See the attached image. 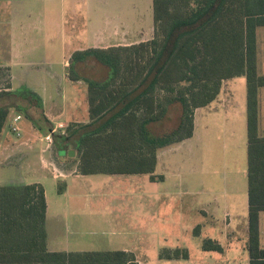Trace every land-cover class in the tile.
Returning a JSON list of instances; mask_svg holds the SVG:
<instances>
[{
    "label": "trees",
    "instance_id": "1",
    "mask_svg": "<svg viewBox=\"0 0 264 264\" xmlns=\"http://www.w3.org/2000/svg\"><path fill=\"white\" fill-rule=\"evenodd\" d=\"M154 37L147 42L71 55L69 78L87 86L88 123H72L65 144L78 153L82 175H152L157 148L191 136L193 113L219 93L223 80L243 75L247 115L248 264H264L259 243V213L264 212V137L257 132V92L264 76L256 73L255 30L264 26V0H152ZM95 60L106 78L79 77L76 63ZM71 72V73H70ZM73 73V74H72ZM161 93L157 98L156 94ZM0 136L11 109L42 136L53 129L40 96L27 88L0 90ZM178 102L183 119L174 138L153 136L148 125L166 113L162 103ZM43 187L0 186V264H138L125 250L50 252L46 248ZM197 231L195 230V234ZM204 251H219L210 239ZM160 258H186L185 251L163 250Z\"/></svg>",
    "mask_w": 264,
    "mask_h": 264
},
{
    "label": "rangeland",
    "instance_id": "2",
    "mask_svg": "<svg viewBox=\"0 0 264 264\" xmlns=\"http://www.w3.org/2000/svg\"><path fill=\"white\" fill-rule=\"evenodd\" d=\"M151 2L152 0H65L63 2L27 0L26 4L21 2L22 10L20 12L28 17L40 19L37 21L41 29L34 34L35 39L40 37L39 33L42 31V27H45L42 17L49 16L54 19L56 23L47 41H49L48 45L53 47H51L53 58L59 61L60 39L62 40V35L70 31L69 28L74 27L77 35L85 34V32L87 34V31L89 32L93 26H97V23L105 22L103 20L106 18L119 24L125 18L130 26L135 27L137 22L143 24V22L151 21ZM1 3L7 7L6 2ZM13 11L16 13L18 10L14 9ZM60 17H65V21L58 20ZM67 27L68 29H66ZM27 36L32 38L30 35ZM70 70L79 77L92 78L97 81L104 80L108 71L105 66L95 60L73 64L70 66ZM7 81V71L0 70V90H6L3 87L7 86ZM82 82L86 85L84 81ZM37 90L41 93L43 91L46 96L61 97V94L65 93L66 96L69 94L67 89H63V92L62 89L52 88ZM77 90L83 89L77 88ZM84 96L85 94L79 98L80 101L84 100ZM237 96L238 101L240 98L239 88ZM156 97L162 99V94L157 92ZM11 102L9 97L0 100L2 105ZM162 104L167 109L164 118L158 123L148 125L149 132L156 137L170 136V138H174L183 119L182 106L174 100ZM17 114L21 116L22 123L28 122L21 113L13 109L9 111L3 132L8 135L7 144L10 148L5 150L3 149L5 147L0 146V157L7 154L0 162V171L5 170L0 181L6 182L9 179L7 182L16 181L15 185H23L21 183L32 180L37 171L48 174V169H50L53 173L59 174L53 169L54 165L49 162L54 156L51 146L46 152L40 151L39 144H37L39 141H34L32 147H18L16 142L21 135L15 136L9 127L10 122ZM66 127L68 128V126ZM224 130L223 128L222 132ZM62 136L64 137V135ZM51 137L48 141L51 140ZM216 137L220 142L225 143L226 139H223L222 134L219 133ZM210 140L212 138L207 137V141ZM226 143L229 144L230 141L228 140ZM213 147L217 153L223 149V145L218 143ZM181 153L171 157L175 159L179 155L175 165L169 164L166 169L158 168L157 173L164 175V180L161 182H150L146 175H94L84 178V183L79 177L64 180L67 191L78 194V197L71 200V204H79L80 210L77 213L81 218L80 222L76 223V232L71 234L75 238L71 242L73 245L67 246L65 242L64 245L58 247L59 250H129L142 264H158L156 255L161 248L177 247L185 248L189 259L174 262L175 264H228L225 262V258L237 259V264H246V195H238L236 204L233 199H230L231 195L226 198L231 207L229 211L232 212H229V227L232 228L229 246L222 253L202 251L200 247L203 238L213 237L215 234L221 241V235L225 229L222 208L218 211V207L214 205L217 202L221 204L220 198L217 197L221 196L222 179L224 178L222 173L225 170L221 164L213 162L211 159L208 160L203 150L199 154V161L196 162L193 161L192 155H188L187 151H181ZM39 154H42V157H39ZM41 167L44 170H40ZM49 180L45 182V186L50 196L54 191L55 183L52 181V185ZM153 193H162V196L158 200H152L151 204L147 205L148 208L145 209L143 197L145 198V194ZM97 194L100 197L96 196ZM233 198L235 199V197ZM241 198L242 200H240ZM85 203H88L89 206L86 207ZM94 203H97V207H99L97 211H93L94 209L91 208ZM259 218L263 235L264 212L260 214ZM197 225L202 228L199 237L192 233L193 228ZM222 242L223 245L226 244L225 241ZM262 245L264 246V239H262Z\"/></svg>",
    "mask_w": 264,
    "mask_h": 264
},
{
    "label": "crops",
    "instance_id": "3",
    "mask_svg": "<svg viewBox=\"0 0 264 264\" xmlns=\"http://www.w3.org/2000/svg\"><path fill=\"white\" fill-rule=\"evenodd\" d=\"M3 1L6 2L7 7L1 3ZM26 1L27 0H0V70L4 69L8 73L7 86L3 88L36 89L34 92L40 96L43 105V113L52 124L53 129L48 135L42 136L36 129L33 128L29 121L27 123H22L21 118L19 121L21 136L17 140L16 144L18 147H32V143L34 144V141H39L37 144H39L41 152H46L51 146L53 148L54 156L52 161L49 162L54 165L53 169H55L59 174L53 173L50 169H48V174L37 171L32 180L23 181L21 184L28 185L37 183L43 187L46 202L44 226L46 231L47 250L50 252H76L71 250L63 251L58 248L64 245L65 242L67 243V246L73 245L71 242L75 238L71 234L76 232V223L80 222L79 219L81 218L77 213V211L80 210L79 204H71V200L78 197V194L76 192H68L64 180L72 177H79L84 183V178L86 177L94 175L105 176L108 174H80L77 169L79 160L77 151L71 146L68 147L69 145L63 142L66 137V126L72 123L85 124L89 122L87 86L84 85L81 80H71L69 78L68 71L69 64H71V55L76 51H83L91 48L107 49L110 47L130 46L150 41L154 37L153 15L151 21H146L145 23L143 22V24H138L137 22V24L135 23V27L130 26L128 20L125 18L121 20L120 24L113 20V22H111L110 18H106L103 20L105 22L97 23V26H93L89 32L87 31V34L85 32V34L77 35L74 27V29L69 28L70 31L65 35L63 34L62 40L60 39V58L58 61L53 58L51 53L53 47L52 45H48L49 41H47L56 22L49 16H43L42 18L45 21V27H42V31L39 33L40 40H38L39 38L35 39L34 34L37 33V30L40 31L41 29L39 26L40 24L38 23L40 19L28 17L20 12L22 10L21 2L26 4ZM56 1L63 2L65 0ZM10 8L12 9L11 11ZM14 9H17L18 11L15 13V11H13ZM58 20L61 22L65 21V17H60ZM66 29H68V27ZM27 35H30L32 38ZM255 46L256 73L258 76H264V26L257 27L255 30ZM237 87L239 88L240 97L238 101ZM49 88L62 89V92L63 89H67L69 94L67 96L65 93L64 95L61 94V97L53 95L46 96V93L43 91L41 93L37 90ZM77 88H82L83 90L78 91ZM83 94H85L84 100L80 101L79 98L82 97ZM257 120L258 135L260 137H264V86L259 87L257 92ZM62 128H64V130H62ZM223 128L225 129L224 132H222ZM219 133L222 134L223 139H226L225 143L220 142V140L216 137ZM62 135H64V137ZM56 136L61 137L58 138ZM209 136L212 140L208 142L207 137ZM50 137L51 140L48 141ZM43 140H45V142H42ZM228 140L230 141L229 144L226 143ZM8 141V135L6 132L2 131L0 136V146L5 147L3 148L5 150L10 148L8 147L9 144H7ZM216 143L223 145V149L219 151V153L215 152L216 150L213 147ZM69 150L74 151V158H72L73 156H68ZM202 150L208 160L211 159V161L221 164L225 170L222 173L224 178L222 179L223 186L221 187V196L217 197L218 199L220 198L221 204L218 202L217 204H214L218 207V211L222 208V217L225 229L222 232L221 241L215 236V234L213 237H205L201 240L210 239L219 245L221 250L204 251L202 246L200 248L204 252L222 253L223 250L229 246L228 243L231 241L232 237V228L229 227V210H231V207L228 205L226 198L228 195H231L230 199H233L236 204L237 196L245 194L247 203L246 80L243 75L223 80L216 98L207 106L196 108L194 110L193 131L189 138L156 149V163L152 173L155 178L153 180L148 174L124 175H146L150 182H161L164 180V175L157 173L159 167L161 169H166L169 164L175 165L177 159H179V155L182 154L181 151H187L189 156L192 155V159H194L193 161H199V154ZM176 154L179 155L175 159L171 158ZM6 155L0 157L2 158L0 162L4 157H6ZM39 157H42V154H39ZM40 170L44 169L41 167ZM3 171L5 170L2 169L0 171V177L4 175ZM49 179L51 180L52 185V181L55 183L54 191L50 196L45 186V182ZM7 181H9V179H7ZM7 181H0V185L17 184L16 181ZM96 196L99 195L97 194ZM160 196H162V193L145 194V198L143 197L145 200V202H143L144 208H148L147 205H150L152 200H158ZM233 197H235V199ZM139 199H141V197H139ZM240 200H242V198ZM85 206L87 207L89 204L85 203ZM91 208L94 209L93 211H97L99 207H97V203H94V206H91ZM261 213L262 212L259 213V216ZM195 230L197 231L196 234ZM201 230V226L197 225L193 228L192 233L194 236L199 237ZM262 239H264V230L262 235L259 222V243L261 248H264L262 245ZM222 241H225L226 244L224 243L225 245H223ZM174 249L180 248H161L156 255L159 262L158 264H175L174 262L189 259L185 248L180 250L186 252V258L159 257V253L161 251H172ZM245 251L247 253L246 244ZM134 256L138 264H142L138 261L135 254ZM225 262L228 264H237L238 260H229L228 258H225ZM246 264H248V254Z\"/></svg>",
    "mask_w": 264,
    "mask_h": 264
},
{
    "label": "built area",
    "instance_id": "4",
    "mask_svg": "<svg viewBox=\"0 0 264 264\" xmlns=\"http://www.w3.org/2000/svg\"><path fill=\"white\" fill-rule=\"evenodd\" d=\"M21 120V116L19 114L15 115L12 121L10 122V130L15 134V136H19L21 133V129L19 126V121Z\"/></svg>",
    "mask_w": 264,
    "mask_h": 264
},
{
    "label": "water",
    "instance_id": "5",
    "mask_svg": "<svg viewBox=\"0 0 264 264\" xmlns=\"http://www.w3.org/2000/svg\"><path fill=\"white\" fill-rule=\"evenodd\" d=\"M74 155V151L73 150H69L68 151V156L72 157Z\"/></svg>",
    "mask_w": 264,
    "mask_h": 264
}]
</instances>
